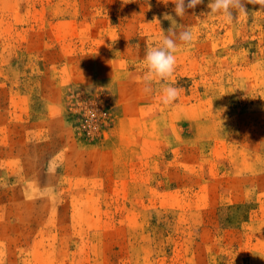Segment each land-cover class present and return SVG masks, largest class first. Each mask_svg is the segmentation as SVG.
<instances>
[{
	"label": "rangeland",
	"instance_id": "obj_1",
	"mask_svg": "<svg viewBox=\"0 0 264 264\" xmlns=\"http://www.w3.org/2000/svg\"><path fill=\"white\" fill-rule=\"evenodd\" d=\"M208 3L0 0V264H264V12Z\"/></svg>",
	"mask_w": 264,
	"mask_h": 264
},
{
	"label": "clouds",
	"instance_id": "obj_2",
	"mask_svg": "<svg viewBox=\"0 0 264 264\" xmlns=\"http://www.w3.org/2000/svg\"><path fill=\"white\" fill-rule=\"evenodd\" d=\"M172 2L175 5V15L183 18L187 9L196 8L197 5L203 3V0H172ZM246 4L258 5V11L264 12V0H209L207 7L211 11L208 15H221L226 22H235L241 14L249 13ZM165 19L172 20V17L166 14ZM167 33L162 37L158 46L147 48L143 57L145 72L142 82L145 94H151L153 92L152 85L161 82L163 85L161 103L171 105L177 101L181 90L163 82L168 81L175 71L177 40L184 45H189L193 40V34L190 30L177 33L174 27L170 28Z\"/></svg>",
	"mask_w": 264,
	"mask_h": 264
}]
</instances>
